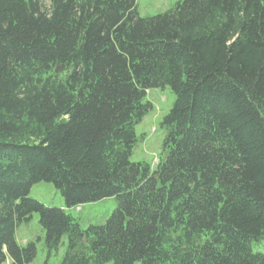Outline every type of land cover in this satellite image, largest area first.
Wrapping results in <instances>:
<instances>
[{
	"label": "trees",
	"instance_id": "1",
	"mask_svg": "<svg viewBox=\"0 0 264 264\" xmlns=\"http://www.w3.org/2000/svg\"><path fill=\"white\" fill-rule=\"evenodd\" d=\"M0 0V264H264V0ZM62 72L57 74V69ZM170 88L156 168L131 162L150 90ZM67 210L114 198L102 226Z\"/></svg>",
	"mask_w": 264,
	"mask_h": 264
},
{
	"label": "rangeland",
	"instance_id": "2",
	"mask_svg": "<svg viewBox=\"0 0 264 264\" xmlns=\"http://www.w3.org/2000/svg\"><path fill=\"white\" fill-rule=\"evenodd\" d=\"M184 0H138L137 8L141 18H150L161 15ZM146 101L152 103L153 110L136 126V134L139 142L131 157L133 163H147L157 166L159 156L163 152L166 131L161 128L164 118L171 111L175 94L170 88L150 90ZM154 167V168H155ZM29 198L45 205L48 208L67 210L65 199L53 184L40 183L35 185L29 194ZM116 199L111 198L98 203L86 204L67 212L77 219L82 229L90 226H102L117 209ZM39 214H33L27 223L17 228L15 238L20 246L35 243L37 256L32 264H60L68 248V238L65 236L57 251L49 254L46 248L45 232L39 224ZM256 251H262L257 249ZM10 264V263H7ZM111 264V263H109Z\"/></svg>",
	"mask_w": 264,
	"mask_h": 264
},
{
	"label": "water",
	"instance_id": "3",
	"mask_svg": "<svg viewBox=\"0 0 264 264\" xmlns=\"http://www.w3.org/2000/svg\"><path fill=\"white\" fill-rule=\"evenodd\" d=\"M56 72H57V74L61 73L62 72V67H59Z\"/></svg>",
	"mask_w": 264,
	"mask_h": 264
}]
</instances>
